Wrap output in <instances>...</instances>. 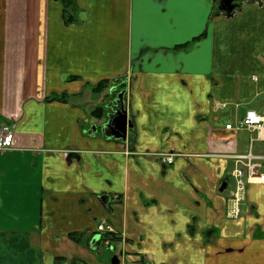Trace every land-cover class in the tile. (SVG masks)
Listing matches in <instances>:
<instances>
[{
    "label": "crops",
    "instance_id": "crops-1",
    "mask_svg": "<svg viewBox=\"0 0 264 264\" xmlns=\"http://www.w3.org/2000/svg\"><path fill=\"white\" fill-rule=\"evenodd\" d=\"M71 1L67 22L62 2L0 0V264H111L102 221L121 264H264V185L226 215L242 121L264 117V0ZM101 84L126 90V142L102 134Z\"/></svg>",
    "mask_w": 264,
    "mask_h": 264
},
{
    "label": "built area",
    "instance_id": "built-area-1",
    "mask_svg": "<svg viewBox=\"0 0 264 264\" xmlns=\"http://www.w3.org/2000/svg\"><path fill=\"white\" fill-rule=\"evenodd\" d=\"M241 127L250 133V150L247 154L234 157L236 167L231 176L234 181V187L228 199L226 215L229 219H238L241 216V207L246 200L247 189L249 185H264V157L256 156L252 153L254 143L261 139L260 133L264 129V117L254 111H248L242 121ZM232 125H227L226 129H232ZM16 126L14 124H0V151L13 150V141L16 135ZM162 156V162L169 165L174 163L176 154L157 155ZM97 233L100 235L102 244L112 250L110 234L114 233L113 227L105 221L97 225Z\"/></svg>",
    "mask_w": 264,
    "mask_h": 264
},
{
    "label": "water",
    "instance_id": "water-1",
    "mask_svg": "<svg viewBox=\"0 0 264 264\" xmlns=\"http://www.w3.org/2000/svg\"><path fill=\"white\" fill-rule=\"evenodd\" d=\"M250 1L256 2L259 0H219L218 10L225 12L228 16H232L240 7L241 3ZM125 96L126 90L121 91L117 95V98L106 107L112 111V113L108 115L107 122L100 127L102 134L106 139L114 137L116 140L126 142L129 136V131H131L134 127L128 116V107ZM99 97L100 95L94 96V99ZM92 131L89 132L90 136L94 135V133L97 131V127L93 126ZM227 186V182H224L221 186V192H223ZM99 240L100 235L98 234L91 242L92 245L97 244ZM111 264H121L120 258L116 255L113 256L111 259Z\"/></svg>",
    "mask_w": 264,
    "mask_h": 264
},
{
    "label": "trees",
    "instance_id": "trees-1",
    "mask_svg": "<svg viewBox=\"0 0 264 264\" xmlns=\"http://www.w3.org/2000/svg\"><path fill=\"white\" fill-rule=\"evenodd\" d=\"M54 1L62 2V3L65 5V13H66V17H67V22H69V19H68L69 15H70V14H69V9H70V7H72L73 2H72L71 0H54ZM188 46H189V45L186 44V45H183V46L177 47L176 49H181V48H182V49H185V48H187ZM106 86H107V85H105V84H101V85L97 86V88H96V92L101 93V92L106 88ZM67 97H68L67 95L53 96V97H52L51 99H49L48 101L60 100V101L67 102ZM97 111H100V112H101L100 114H102L103 109L100 108V109H97ZM94 113H97V112H94ZM69 237H70L71 240L75 241V242L78 243V244H81V242H82V240H81L82 235H81V234H78V233H71V234L69 235ZM109 237H110V239H111V242L115 241L114 239L117 238V237L115 236V234H110ZM91 240H93V239H91ZM91 240L89 241V243L91 242ZM98 244H102V242L99 241Z\"/></svg>",
    "mask_w": 264,
    "mask_h": 264
},
{
    "label": "rangeland",
    "instance_id": "rangeland-1",
    "mask_svg": "<svg viewBox=\"0 0 264 264\" xmlns=\"http://www.w3.org/2000/svg\"><path fill=\"white\" fill-rule=\"evenodd\" d=\"M119 86H121V84H118V87ZM116 91H121L119 88L117 89V90H115V91H113L112 92V96H115L116 97ZM110 91H107V89H106V91L103 93V91L101 92V93H99V94H96V96H98V95H100V97L101 98H97V99H95L94 101H96V103H98L100 106H104L103 107V109H104V111L105 112H108V110L106 109V107H105V104L108 102V100H109V98H110ZM95 95V94H94ZM94 95H92L91 96V100H93V96ZM126 99V98H125ZM95 125H99V124H95ZM102 246H104V245H102ZM105 247V246H104ZM102 248L103 249V251L105 252V254H107V256L109 257V259H111L112 258V256H113V254L111 253V252H109V251H107L105 248Z\"/></svg>",
    "mask_w": 264,
    "mask_h": 264
},
{
    "label": "flooded vegetation",
    "instance_id": "flooded-vegetation-1",
    "mask_svg": "<svg viewBox=\"0 0 264 264\" xmlns=\"http://www.w3.org/2000/svg\"><path fill=\"white\" fill-rule=\"evenodd\" d=\"M117 88H119L121 91H123V90H125L123 87L124 86H116ZM115 86H108V88H107V91H110L111 93H110V98H109V100H108V102L106 103V107L111 103V102H113L116 98H117V95L121 92V91H116L117 93H116V97L115 96H112L111 94H112V92L113 91H115V90H117V88H116ZM109 110V112L110 113H112V111H110V109H108ZM111 244H112V242H111ZM112 246V245H111ZM109 251H111V252H113V246H112V250H110V249H108ZM120 258V257H119ZM120 260H121V258H120Z\"/></svg>",
    "mask_w": 264,
    "mask_h": 264
}]
</instances>
